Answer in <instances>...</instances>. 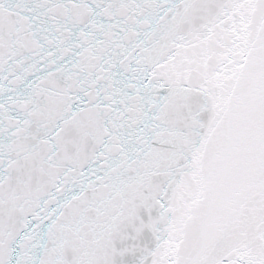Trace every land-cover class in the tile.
Instances as JSON below:
<instances>
[{
	"label": "snow or ice",
	"instance_id": "obj_1",
	"mask_svg": "<svg viewBox=\"0 0 264 264\" xmlns=\"http://www.w3.org/2000/svg\"><path fill=\"white\" fill-rule=\"evenodd\" d=\"M0 264H264V0H0Z\"/></svg>",
	"mask_w": 264,
	"mask_h": 264
}]
</instances>
